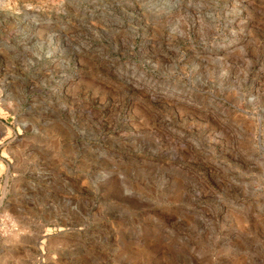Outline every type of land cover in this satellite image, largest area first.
<instances>
[{
	"label": "rangeland",
	"instance_id": "rangeland-1",
	"mask_svg": "<svg viewBox=\"0 0 264 264\" xmlns=\"http://www.w3.org/2000/svg\"><path fill=\"white\" fill-rule=\"evenodd\" d=\"M0 264H264V0H0Z\"/></svg>",
	"mask_w": 264,
	"mask_h": 264
}]
</instances>
